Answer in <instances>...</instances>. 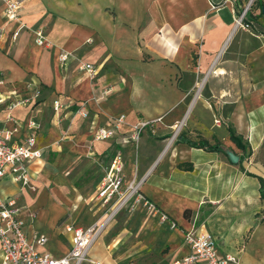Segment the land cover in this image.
<instances>
[{
	"label": "crops",
	"instance_id": "crops-1",
	"mask_svg": "<svg viewBox=\"0 0 264 264\" xmlns=\"http://www.w3.org/2000/svg\"><path fill=\"white\" fill-rule=\"evenodd\" d=\"M4 1L0 129L16 128L11 140L23 142L28 121L37 124L41 157L27 163L28 181L40 184L34 167L51 150L62 149L69 159L81 156L97 129L110 128L111 118L123 114L117 134L94 142L92 149L109 158L96 169L94 197L120 150L125 181L139 182L140 192L177 224L163 231L164 239L177 240L160 258L166 259L163 264L189 252L183 231L191 227L212 233L219 254L235 255L240 264H264V0H255L247 14L252 29L234 27L236 12L247 0L226 2L217 10L210 0H24L17 20L5 17ZM19 24L28 28L12 39ZM36 28L44 31V45L34 41ZM61 52L67 53L65 61ZM81 63L94 65L92 79ZM36 90L37 98L11 107ZM80 105L88 117L77 113ZM58 116H66L62 142ZM139 120L155 121L135 143L130 137ZM178 124L179 133L171 139ZM198 142L220 149L191 145ZM227 150L238 156L236 163ZM4 181L19 184L7 197L20 191L29 206L15 197L18 205L36 213L33 221L24 215L27 237L44 234L47 242L37 249L64 255L70 246L64 227L78 225L71 209L76 188L63 186L68 198L56 193L58 187L49 196L45 191L29 196V183L8 175ZM99 206V219L86 226L103 221L107 207ZM91 249L97 250L94 244ZM89 253L82 264H118L107 260L104 245L98 258Z\"/></svg>",
	"mask_w": 264,
	"mask_h": 264
},
{
	"label": "built area",
	"instance_id": "built-area-1",
	"mask_svg": "<svg viewBox=\"0 0 264 264\" xmlns=\"http://www.w3.org/2000/svg\"><path fill=\"white\" fill-rule=\"evenodd\" d=\"M233 0H210L211 8L214 10L222 7L226 2ZM24 0H5L4 14L8 20H17L19 11ZM255 0H247L242 8L236 12L234 18V27L250 29L246 22L248 12L251 10ZM28 28L25 24H19L12 31V39H16L20 30ZM34 41L38 45H44L46 38L44 31L40 28L33 29ZM3 35V29L0 27V40ZM66 52L59 54V59L65 61ZM79 68L84 70L89 78L96 74V68L91 63H81ZM199 88V87H198ZM39 96L36 90L31 97H24L15 100L11 107L29 103L32 99ZM61 104L58 100L54 101L53 108L57 112ZM77 113L83 118L88 117L89 111L83 106L77 110ZM123 114L111 118L110 128H98L94 134L96 140H104L117 134L118 128L124 121ZM155 120H139L133 125L131 140L137 142L142 131L151 125ZM29 132L23 142L12 141L11 135L16 128L12 130L0 129V182L6 176L22 185L28 184L29 174L27 163L41 157L40 150L36 147L37 124L34 120L27 123ZM180 124L175 125L172 130L171 139H173L180 129ZM96 199L103 206H106L105 217L100 224L89 226H80L67 224L64 229L70 234V246L68 251L55 257L49 252L39 251L37 246H43L47 242L44 234L27 237L25 232L24 215L29 217L30 221L36 218L34 211H27L18 205L15 198L0 196V264H82L88 259V253L93 244L98 239L103 228L113 219V217L123 209H130L135 206H143L149 210L157 211L155 205L150 202L139 189V182L130 180L125 181L123 175V160L120 150H118L105 168L102 177L97 185L95 195ZM162 220H169L165 213L160 215ZM171 222L174 228L176 223ZM183 241L188 247L189 252L184 256L176 258L168 264H240L237 256L232 254H219L216 247V241L212 233L206 229L191 227L183 231Z\"/></svg>",
	"mask_w": 264,
	"mask_h": 264
},
{
	"label": "rangeland",
	"instance_id": "rangeland-1",
	"mask_svg": "<svg viewBox=\"0 0 264 264\" xmlns=\"http://www.w3.org/2000/svg\"><path fill=\"white\" fill-rule=\"evenodd\" d=\"M65 117L58 116L56 118L60 132L59 142H62L65 136L63 132ZM95 140L94 136L88 139L86 141L87 151L81 153V156L75 154L70 159L65 158L66 153L62 149L60 151L51 150L46 161L34 167L38 170L36 177L41 178L40 184L36 185L34 182L28 181L27 186L29 187H26L29 196L38 193V191H45L49 196L52 195V190L58 187L56 193L67 198L69 191L67 192L63 186L75 187L78 192L76 207L71 206L74 212L70 210L66 216L70 217V212H73L76 217L75 221L81 226L95 222L101 215L98 209L100 207L99 201L94 197L96 182L100 176L96 169L98 167L104 168L109 158L97 154L92 149ZM18 186V183L0 182V196L6 198L7 195H13L14 187ZM18 192L14 196L26 208L29 206V200L20 191ZM162 213L158 209L157 211L149 210L140 205L128 210L125 209L123 213L118 214L115 219L107 224L98 237V242L96 240L94 243L97 250L91 249L89 257L98 258L104 245L109 262L114 260L118 264H163L166 259L160 258H163V254L168 253L177 241H170L169 238L164 239L166 235L163 231L174 230L177 228V224L173 228L169 220H162L160 218Z\"/></svg>",
	"mask_w": 264,
	"mask_h": 264
},
{
	"label": "trees",
	"instance_id": "trees-1",
	"mask_svg": "<svg viewBox=\"0 0 264 264\" xmlns=\"http://www.w3.org/2000/svg\"><path fill=\"white\" fill-rule=\"evenodd\" d=\"M246 22L249 23L250 25V29L253 28V23L251 22L250 19H248V17H246ZM191 145H199V147H206L207 149H211V150H219L220 147H219V144H208L207 142H198V143H192ZM169 220H171L169 217H168Z\"/></svg>",
	"mask_w": 264,
	"mask_h": 264
},
{
	"label": "water",
	"instance_id": "water-1",
	"mask_svg": "<svg viewBox=\"0 0 264 264\" xmlns=\"http://www.w3.org/2000/svg\"><path fill=\"white\" fill-rule=\"evenodd\" d=\"M226 153H227L229 159L231 160V162H233V163H236L237 162V160H238V156L237 155H235L230 150H227Z\"/></svg>",
	"mask_w": 264,
	"mask_h": 264
}]
</instances>
